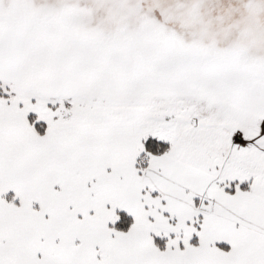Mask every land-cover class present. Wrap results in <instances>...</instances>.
<instances>
[{"label": "snow or ice", "instance_id": "6c2138e0", "mask_svg": "<svg viewBox=\"0 0 264 264\" xmlns=\"http://www.w3.org/2000/svg\"><path fill=\"white\" fill-rule=\"evenodd\" d=\"M0 264H264V0H0Z\"/></svg>", "mask_w": 264, "mask_h": 264}]
</instances>
